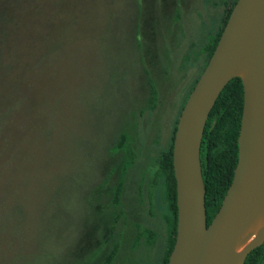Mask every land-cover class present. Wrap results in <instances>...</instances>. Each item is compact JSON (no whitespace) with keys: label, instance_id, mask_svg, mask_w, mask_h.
I'll list each match as a JSON object with an SVG mask.
<instances>
[{"label":"rangeland","instance_id":"374dc122","mask_svg":"<svg viewBox=\"0 0 264 264\" xmlns=\"http://www.w3.org/2000/svg\"><path fill=\"white\" fill-rule=\"evenodd\" d=\"M163 1L0 0V264H97L113 243L114 264L162 263L174 219L158 155L226 7L173 0L162 16ZM123 132L135 157L114 208Z\"/></svg>","mask_w":264,"mask_h":264},{"label":"water","instance_id":"95a60500","mask_svg":"<svg viewBox=\"0 0 264 264\" xmlns=\"http://www.w3.org/2000/svg\"><path fill=\"white\" fill-rule=\"evenodd\" d=\"M233 6L176 123L177 234L167 264H245L264 243V0ZM234 77L244 88L238 162L208 225L200 147L210 111Z\"/></svg>","mask_w":264,"mask_h":264},{"label":"trees","instance_id":"16d2710c","mask_svg":"<svg viewBox=\"0 0 264 264\" xmlns=\"http://www.w3.org/2000/svg\"><path fill=\"white\" fill-rule=\"evenodd\" d=\"M143 1V0H142ZM164 0L163 2H165ZM237 0H224V6H226V11L224 16L221 19L219 24L218 31L212 37L208 39V45L206 46L209 59L214 52L215 47L218 43V40L221 36L222 29H224L227 20L235 5ZM173 0L168 1L167 4H163L164 8L160 9L158 12L162 16L166 13V7L171 8V12L175 14L177 12V5L174 4ZM143 3V2H141ZM140 3V11H143L144 8ZM162 3V2H161ZM174 4V5H173ZM168 16V14H166ZM141 32V31H140ZM139 34V31H138ZM140 36V35H138ZM146 47V46H145ZM144 47V53L146 49ZM145 55L143 54L141 58L145 62ZM148 56V55H147ZM141 59V60H142ZM148 75L149 72L147 71ZM198 78L195 80L191 90L195 86ZM148 89L151 92L149 99L150 107L154 108L158 104L157 99H159V89L154 81L148 78ZM187 92L185 99H183V104L178 108L176 117L173 121V129L171 132L170 140L168 146L163 149L158 155V166L161 172L164 173L167 182V188L169 190V196L171 198V208L173 211L174 224L172 226V231L168 234L167 237V248L164 253V257L161 264H167L170 254L174 247V242L176 241L177 234V187H176V178L174 174L173 167V146H174V137L177 129V124L181 111L185 105L186 99L188 98L190 92ZM244 105V88L241 78L234 77L232 78L226 86L221 91L218 96L213 108L210 111L206 126L204 129V135L201 145V164H202V174L203 180L206 189V214H207V224L209 225L216 213L218 212L224 195H226L227 190L233 180L234 170L238 162L239 155V144L238 137L241 127V119L243 113ZM128 134L126 132L120 133L119 139L115 144V150H122L125 153L124 160L118 167L119 171V181L113 189L111 203L114 208L118 207L121 201V193L123 191V185L125 176L129 164L134 163L135 152L134 149L129 147ZM117 215L111 216L109 221L104 225L109 234L104 237V233L100 236L99 231H94L92 239L95 236H100V239H106V242L114 239L115 232V223L117 221ZM98 234L96 235L95 234ZM119 244L113 243L109 250L100 257L97 264H114L116 256L119 252ZM264 262V243L252 250L245 261V264H262Z\"/></svg>","mask_w":264,"mask_h":264},{"label":"flooded vegetation","instance_id":"af4514ba","mask_svg":"<svg viewBox=\"0 0 264 264\" xmlns=\"http://www.w3.org/2000/svg\"><path fill=\"white\" fill-rule=\"evenodd\" d=\"M225 11H226V7H225Z\"/></svg>","mask_w":264,"mask_h":264}]
</instances>
